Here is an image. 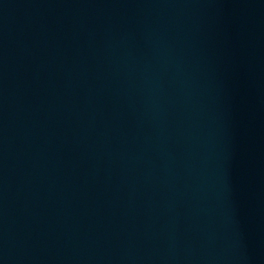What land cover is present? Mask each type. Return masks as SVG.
I'll list each match as a JSON object with an SVG mask.
<instances>
[{
    "label": "water",
    "instance_id": "95a60500",
    "mask_svg": "<svg viewBox=\"0 0 264 264\" xmlns=\"http://www.w3.org/2000/svg\"><path fill=\"white\" fill-rule=\"evenodd\" d=\"M0 264H264V0H0Z\"/></svg>",
    "mask_w": 264,
    "mask_h": 264
}]
</instances>
